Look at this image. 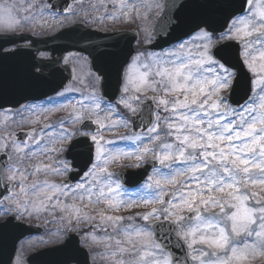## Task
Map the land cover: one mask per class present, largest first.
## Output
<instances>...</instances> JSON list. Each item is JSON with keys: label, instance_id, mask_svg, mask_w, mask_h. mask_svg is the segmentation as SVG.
Segmentation results:
<instances>
[{"label": "snow or ice", "instance_id": "1", "mask_svg": "<svg viewBox=\"0 0 264 264\" xmlns=\"http://www.w3.org/2000/svg\"><path fill=\"white\" fill-rule=\"evenodd\" d=\"M216 19L222 22L217 24ZM149 35L152 39L146 41V50L116 58L114 87L104 71L95 69L101 98L112 112L122 116L124 110L130 116L107 125L100 119L84 121L98 129L131 122L134 129L140 126L146 130L119 139L146 143L138 144L135 151L110 150L105 145L113 141H105L98 132L74 136L65 149L67 163L57 162L63 165L57 171L66 169L67 178L51 188L64 195L78 194L88 205H103L93 209L96 215L70 206L76 217L97 222L80 230L92 239H98V225L119 226L126 237L151 236L154 242L141 247L133 264H245L250 253L264 252V207H259L264 198L256 191L249 196L240 188L241 179L253 187L264 185V0H179L167 29ZM213 37L217 39L213 41ZM241 71L244 84L235 98ZM232 73H236L234 78ZM106 85L112 88L111 94ZM146 92L153 95L143 96L141 102ZM91 100L99 107L97 97ZM10 107L0 106V113ZM15 135L18 145H24L26 139L20 137L30 138L32 133ZM80 140L86 141L89 149L83 168L75 166L72 159ZM6 151V146L0 145V156H5L0 164L9 159ZM121 155L135 156L134 163L122 167L139 169L143 165L147 170L151 166L150 174L140 178L146 196L122 198L124 184L107 167ZM12 168L7 179L19 184L18 169ZM249 173L260 175L249 177ZM24 190L21 186L20 191ZM14 195L10 184H0V202ZM134 207L144 211L113 214ZM257 211L261 213L258 219ZM224 221L234 235L254 234L255 240L240 248L234 246L227 258L206 261V253L195 245L224 248L229 239ZM179 226L184 231H178ZM78 239L72 234L55 249L62 253L60 264H79L84 249L75 243ZM158 255V259L147 260ZM15 264H21L19 258Z\"/></svg>", "mask_w": 264, "mask_h": 264}, {"label": "rangeland", "instance_id": "2", "mask_svg": "<svg viewBox=\"0 0 264 264\" xmlns=\"http://www.w3.org/2000/svg\"><path fill=\"white\" fill-rule=\"evenodd\" d=\"M44 5L42 0H1L0 32H21L25 30L36 32L38 28L42 27L44 29L43 34H45L47 26H49V31L54 29L57 31L63 26L78 21L102 31L138 28L141 37L135 42V53H137L142 51L143 47L147 45L146 41L151 40L150 29L154 24L155 17L162 8L161 0H126V2H122V0H75L66 14L53 16L48 11H45ZM49 16H52V19ZM46 17L49 18V21L48 19L44 21ZM216 39L217 37H213V41ZM39 56L45 55L40 53ZM63 62H71L73 64L74 79L62 93L40 102L31 103L20 110L0 113V145L6 146V153L9 155L10 162L6 170V178L13 172L12 166H15L18 169L15 173L16 180L20 182L17 184L15 181L7 179L13 186L15 195L0 204V207L4 209L0 211V221L9 212H15L18 219L24 218V221L35 223L45 228V233L42 236L27 239L18 245L17 258H23L42 247L60 243L67 237L69 232H75L79 235L81 245L91 254V264H98L97 252L93 250L95 247L102 250L104 256L108 257L105 264H117V262L133 264V260L139 254L141 247L154 242L151 236L126 237L120 232L119 226L113 228L112 226L98 225L95 228V234L98 239H93L97 245L94 244V248L90 251L91 244L87 239L90 236L85 235L80 230L87 228L90 223L96 224L97 222L76 217L73 208L70 206L77 205L90 215H96L93 209L101 208L103 205H88L87 201L82 202L79 199L78 194L70 193L64 195L53 191L51 188L53 184H61L67 176L66 169L57 171V168H62L63 166L57 162H61L64 158L65 149L69 141L75 136V133L79 134L77 131L74 132L78 124L85 119L93 121L100 119L107 125L111 120H122L130 116V113L124 110H121L122 116L117 115L112 112L113 109L109 107L107 102L102 100L98 91L99 79L88 70V61L85 56L70 54L64 57ZM232 77H234V73H232ZM224 94H227V89H225ZM145 95L152 96L153 93H143L141 102ZM93 96L98 98L99 107H96L91 100ZM57 120H60L58 122L61 125L54 129L52 128V123ZM37 126H40V128L38 127L36 130ZM23 127L29 128L32 136L26 140L24 145H18L14 135L18 128L20 130ZM42 127H45L43 133L41 132ZM62 134H65V136ZM98 134L103 136L105 141H113L112 144L105 145L110 150L124 148V151H135L138 144L142 146L143 143H146V140L133 142L119 139L120 136L134 135L130 132L129 122L127 124L121 123L112 128L106 127L101 129ZM59 135L62 136L57 137ZM62 137L64 138L61 139ZM18 146L22 148L20 152L16 150ZM32 156H41L42 162L44 158L45 162L38 161L32 165L34 163ZM134 162L135 156L126 157L121 155L116 162L110 163L107 167L110 172L115 174L118 169H137L122 167V165ZM20 166L24 170L21 171ZM32 172L40 173V176ZM259 175V173H249V177H259ZM237 176H240V173H237ZM21 186L25 189L24 191H20ZM240 188L242 192L249 196L256 191L262 193V198H264V185L253 187L241 179ZM146 195L147 192L141 187L130 191L122 189V198L124 199L135 200ZM218 195L227 199L223 197V194L219 193ZM26 197L30 199L27 204L25 201ZM252 199L254 201L256 198L252 197ZM252 206L257 207L254 203ZM259 207H264V204ZM137 211L142 212L144 209L141 207L132 209L121 208L118 213L113 214L128 216L133 215ZM209 211L211 212L212 210ZM260 215L261 213L257 211V219ZM224 227L228 229L229 236L227 245L224 248L218 249L206 243L195 245V248L206 253L203 256L204 260H216L220 257L227 258L234 246L240 248L243 247L244 243L255 240L254 234L251 237L247 233H242L239 236L234 235L227 221H224ZM180 230L181 232L184 231V227L180 226ZM252 230L254 232V227ZM103 237H107V239H103ZM117 240L121 241V244H117ZM121 247L128 249V251H119ZM113 252H115V256L112 255ZM196 254L198 255L199 253ZM158 258H160L159 255L147 257V260ZM193 262L196 264V261ZM245 264H264V252L250 253L249 259Z\"/></svg>", "mask_w": 264, "mask_h": 264}, {"label": "water", "instance_id": "3", "mask_svg": "<svg viewBox=\"0 0 264 264\" xmlns=\"http://www.w3.org/2000/svg\"><path fill=\"white\" fill-rule=\"evenodd\" d=\"M72 0H48L53 9L64 11ZM179 0H164V10L157 18L152 34H162L166 29L169 18L174 11V6ZM216 19L215 23H221ZM173 30V35H175ZM30 39L27 35H0V106L16 107L19 104L32 100L43 99L62 88L71 80L70 67H59L61 57L69 51L84 52L91 60L90 69H100L106 73L111 86L116 81V58L130 56L133 53L132 43L134 38L131 33H119L101 35L85 30L80 25L63 29L56 36L46 40H32L33 44L27 48H18L13 52L2 53L3 48ZM157 47H159L157 45ZM46 50L50 52L51 59L47 61L36 60L34 51ZM235 62V61H233ZM39 71L36 72L35 69ZM67 71L64 73V71ZM244 74L240 72V82L237 86V97L242 93ZM106 90L111 94L112 88L106 85ZM139 124V122H137ZM83 129L96 130L91 123H84ZM81 126V128H82ZM134 129V128H133ZM135 131L144 130L137 126ZM78 146V147H77ZM73 151L72 159L75 166L83 168L88 162V144L86 141H78ZM83 149L80 156L79 149ZM5 156H0L4 160ZM6 164H0V184L3 182V170ZM149 166L147 170L150 168ZM140 171L136 183L144 177L146 171ZM128 184V183H127ZM0 264H10L13 258L17 241L26 234L37 232L36 229L15 224L11 219L8 223L0 224ZM77 243V241H75ZM57 247L42 250L27 258L28 263L33 264H60L62 253L55 250ZM76 263V261H69ZM79 264H88L85 251L79 257Z\"/></svg>", "mask_w": 264, "mask_h": 264}]
</instances>
